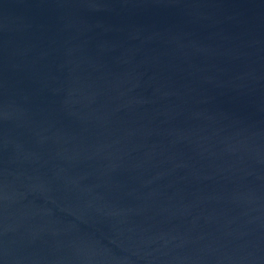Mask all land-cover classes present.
<instances>
[{
  "label": "water",
  "instance_id": "1",
  "mask_svg": "<svg viewBox=\"0 0 264 264\" xmlns=\"http://www.w3.org/2000/svg\"><path fill=\"white\" fill-rule=\"evenodd\" d=\"M0 264H264V0H0Z\"/></svg>",
  "mask_w": 264,
  "mask_h": 264
}]
</instances>
